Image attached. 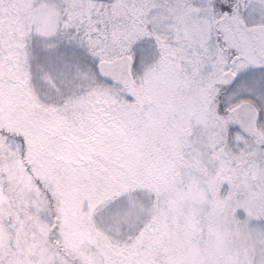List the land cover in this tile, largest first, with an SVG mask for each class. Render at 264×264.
I'll return each instance as SVG.
<instances>
[{
	"label": "snow or ice",
	"instance_id": "1",
	"mask_svg": "<svg viewBox=\"0 0 264 264\" xmlns=\"http://www.w3.org/2000/svg\"><path fill=\"white\" fill-rule=\"evenodd\" d=\"M162 184L264 226V0H0V264H130Z\"/></svg>",
	"mask_w": 264,
	"mask_h": 264
},
{
	"label": "rangeland",
	"instance_id": "2",
	"mask_svg": "<svg viewBox=\"0 0 264 264\" xmlns=\"http://www.w3.org/2000/svg\"><path fill=\"white\" fill-rule=\"evenodd\" d=\"M161 190L168 195L172 204V220L162 228L143 252L131 254L130 264H149V258L153 256L159 257L161 264H183L184 257H191L194 264H226L228 256L247 257L253 249L256 254L251 257L250 264H264V226L253 224L250 218H246L245 225L249 228L246 230L248 251L240 253L238 248L227 245L226 240L208 236L210 226L208 215L215 202H201L198 209L199 228L196 229L197 217L193 215L191 205L166 184L161 185ZM194 230L199 236L198 241L193 239ZM223 231L229 236L228 241H232L226 227Z\"/></svg>",
	"mask_w": 264,
	"mask_h": 264
},
{
	"label": "trees",
	"instance_id": "3",
	"mask_svg": "<svg viewBox=\"0 0 264 264\" xmlns=\"http://www.w3.org/2000/svg\"><path fill=\"white\" fill-rule=\"evenodd\" d=\"M212 206L213 208H211L208 215V221L210 223L208 236H213L219 240L222 239V241L226 240L225 243L227 245L230 244L232 248H238L239 252L241 251L243 253V251H248L246 243L248 235L246 230L249 228L245 225V221L246 218L249 217L237 215L231 206L219 205L217 203ZM4 219H7L6 215ZM225 227L230 233L232 241H228L229 236L223 231ZM0 235H4L5 238L8 236L7 228L3 223H0ZM49 247L50 244L47 239V234L42 233L37 237L31 247V259L28 264H54L53 257L49 255ZM221 254H223V252Z\"/></svg>",
	"mask_w": 264,
	"mask_h": 264
},
{
	"label": "clouds",
	"instance_id": "4",
	"mask_svg": "<svg viewBox=\"0 0 264 264\" xmlns=\"http://www.w3.org/2000/svg\"><path fill=\"white\" fill-rule=\"evenodd\" d=\"M255 254H256L255 250L253 249L252 251L249 252L247 257L240 255H237L235 257L228 256L226 258V264H250V259ZM181 255L183 256V253H181ZM183 264H194V260L191 257H184Z\"/></svg>",
	"mask_w": 264,
	"mask_h": 264
}]
</instances>
